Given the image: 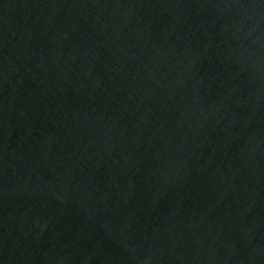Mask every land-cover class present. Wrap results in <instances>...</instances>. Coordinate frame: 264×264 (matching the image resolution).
Returning <instances> with one entry per match:
<instances>
[{
    "label": "water",
    "instance_id": "water-1",
    "mask_svg": "<svg viewBox=\"0 0 264 264\" xmlns=\"http://www.w3.org/2000/svg\"><path fill=\"white\" fill-rule=\"evenodd\" d=\"M0 264H264V0H0Z\"/></svg>",
    "mask_w": 264,
    "mask_h": 264
}]
</instances>
